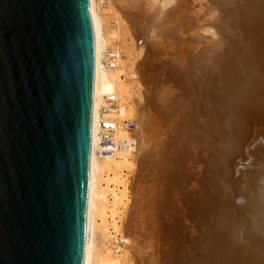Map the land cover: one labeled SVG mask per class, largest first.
Returning a JSON list of instances; mask_svg holds the SVG:
<instances>
[{
	"label": "bare ground",
	"instance_id": "obj_1",
	"mask_svg": "<svg viewBox=\"0 0 264 264\" xmlns=\"http://www.w3.org/2000/svg\"><path fill=\"white\" fill-rule=\"evenodd\" d=\"M142 1L89 0L96 35V70L92 98L91 177L83 264H143L144 260L152 264L154 259L151 255L153 247L149 245V236L147 241L143 237L144 232L141 235L142 214L138 212L139 209H134L136 196H132L133 189L138 184V170L135 173V169L142 159V150L146 149L147 143L150 142L148 137L152 127V117L147 114L149 112H145L150 107L145 110L136 100H133L134 104L131 101L132 94L142 99V91L146 89L144 86L147 84L143 83L146 78H141L143 82L139 80L144 74L139 69L146 59L135 33L140 22L138 20L142 19L139 17L142 14L139 9ZM195 1H198L200 8V4L203 6L206 0ZM153 2L157 9L155 14L153 9L152 21L149 17L153 24L152 29L145 27L147 31L152 30L153 33L149 31L150 36L156 37V40L161 39L159 43L165 44L167 36H172L176 30V5L173 6V0ZM194 2L193 5L196 3ZM206 2L210 5L206 6ZM206 2V11L208 6H213L219 9L217 11L220 14L212 7V13L209 10L210 16L207 15L208 12H204V8V11L200 9L205 14H202L203 19L196 12L188 18L187 14L191 13L186 12L189 19L187 22L198 24L202 28L212 26L219 35L215 36L217 41L226 40V44L230 43L229 47L237 53L236 57L234 55L232 61L229 58L231 62L228 61L230 63L224 66V62L229 60L227 57L231 55L225 54L226 48L223 51L221 49L222 54L227 55L224 58L226 60L221 61L223 56L220 51L216 55L222 56L220 61L223 64L215 58L219 65L212 67L210 64L202 67L204 70L197 67L202 76L198 85L203 84L200 87L205 91L204 103L207 104L208 111H211V115H208L212 116L211 123L214 125L212 128L217 144L212 142V139L210 144H204L209 150V155H205L201 160L204 169L199 174L200 192L194 201L191 200L193 219L200 229L201 242L197 249L195 248L196 256L191 254L192 261L188 259L189 262L186 263L264 264V156L261 157L264 153V0ZM151 6H154L153 3ZM139 10L141 14L138 13ZM149 10L152 11L150 8ZM213 13H218V17ZM146 17L144 19L143 16V19L147 24ZM231 25L237 31L230 39L229 35H225V30ZM138 27L140 28L139 25ZM194 30L192 31L196 33ZM146 34L149 35L148 32ZM151 37H148V40ZM146 39L145 46L148 43ZM196 39L198 40L197 37ZM170 41L169 39L168 43ZM218 44L220 45V41ZM124 56L128 57L129 63L128 60L127 64L125 63ZM143 69L145 68L142 67ZM134 71L140 75L139 79L137 73L133 74ZM144 72L146 73V69ZM109 122H113L115 130L113 140H122L125 147L114 148L111 155H104L99 132L107 129ZM125 122L131 123L133 128L127 130ZM145 149L143 151H146ZM166 168L163 167L165 171ZM229 172L233 180L239 176L238 180L242 182L232 191L224 188L223 184ZM137 188L140 190L138 185L135 190ZM139 205L137 204L138 208ZM169 234L170 232L165 233L168 238L171 235Z\"/></svg>",
	"mask_w": 264,
	"mask_h": 264
},
{
	"label": "water",
	"instance_id": "obj_2",
	"mask_svg": "<svg viewBox=\"0 0 264 264\" xmlns=\"http://www.w3.org/2000/svg\"><path fill=\"white\" fill-rule=\"evenodd\" d=\"M95 70L89 0H0V264H83Z\"/></svg>",
	"mask_w": 264,
	"mask_h": 264
},
{
	"label": "rangeland",
	"instance_id": "obj_3",
	"mask_svg": "<svg viewBox=\"0 0 264 264\" xmlns=\"http://www.w3.org/2000/svg\"><path fill=\"white\" fill-rule=\"evenodd\" d=\"M153 1L143 0V3L140 2L141 5L139 9H141V13L143 15L139 13V10L138 13L141 14V16L139 15V17H141L142 19L138 20L140 21L138 22L140 28L137 25L135 32L137 34L138 43L140 42V46L143 47L142 52L143 54L145 53L143 56L146 60H143V66H141V68L139 69L144 73V78L140 77L138 72L134 71L133 74H138L137 77L138 79L140 77L139 80H141V78L142 80L146 78V81H141L147 84L144 86L146 89H143L142 91L144 95L141 100L144 101L142 102L140 99H138L139 97H136L135 94L131 95V101L136 100V103H140L139 105H141L142 108L144 107L145 110L147 109V107H150L148 108V111L145 112H149L147 114L151 115L150 117H152V127L150 129L151 131L148 137V141L150 142L147 143V148H144L146 151H143L144 149L142 150V159L135 169V173L136 170H138V172L136 173L138 178L137 185L138 187H140V190H138V188L135 190L137 185L133 189L132 196L133 198H135L134 196H136V198L134 199L136 202L134 201L135 204L133 202V206L135 210L139 209L138 212L142 214L141 216L143 220V231H140L141 235H143L144 232V239H146L147 241L148 239L151 240L149 245L153 247L152 250L154 251L153 252L151 250V255H153L152 257L154 258L152 264H187L186 261H192L191 254H196L195 252L197 246L201 242L199 237L200 229L197 226L196 221L193 219L194 210L192 208L193 202H191V200L193 199L194 201L200 192V190L198 189L199 174L204 169L203 161L201 160L205 155L209 153V150L205 148L206 142L210 144V139H212V142H215L217 144L216 138L214 137L216 136V134L213 133L214 125L212 124V116H210L211 111H208L207 104L204 103L206 102V99L205 91L201 88L203 84H200L201 87L198 85V83L200 82L198 80L202 77L199 71L201 69L204 70L202 67L209 66L210 64L212 67H215L220 63L223 64L221 61L226 60L224 59L227 56H225V54H228V56L231 55L227 58H231L232 61L234 59L233 56L235 55L236 57L237 51L232 50L229 47L230 43L226 44L225 39V42L218 39V41H220L219 45L217 41V37L219 35L216 32L217 30L215 31V28L213 29L212 26L208 25L210 26V28L208 26L202 28L198 24L195 25L187 22L189 21L188 18L191 17L192 13H199V17H201L202 14L205 15L204 12H208L207 15H209V10L212 13V9L214 8L213 6H211L212 9H210L211 7L209 8L208 6V10H205V7L207 6L206 4H209V2H206L207 0H203L204 2H206V6L203 2V6L201 3L200 8L198 1L195 0H173V6L176 5L175 9L178 11H176L175 16L176 30L173 29L175 32L173 31L174 34L172 33V36H167L168 39L165 44L159 43L161 42V39H157V41L156 37L152 35V37L150 36V34L153 33L152 30H149L151 33L146 30V27L147 29H152L153 24L152 22H150V20L152 21L153 19V9V14H155V11L157 9ZM151 2L154 6H151ZM192 2H194L196 6L193 5ZM179 3L181 5H179ZM182 4H185V6L188 8L182 6ZM177 6H179V8H177ZM192 6L195 9H193ZM141 7L144 9L142 10ZM148 7L152 11H150ZM203 8L205 11L203 10ZM145 9L147 10L144 12ZM178 9L180 10V12ZM183 9H185V11ZM190 9H192L193 11ZM200 9L204 12H201ZM148 10L151 14H149ZM214 10L216 12L219 9L214 8ZM186 12H190L191 14H187ZM218 13H216V15L215 13H213V15L217 16ZM143 16L144 19L147 16L146 18L148 20L146 19V22L149 26H147V24L145 23ZM149 17H151L150 20ZM201 18L203 19L204 17L202 16ZM205 18L209 17L205 16ZM142 22H144V24H142ZM181 24L183 28H181ZM188 24L190 27H192L190 28ZM203 24L204 23H202L201 25L203 26ZM232 26L233 25H231L230 28L228 26V29L226 28L225 30V35H229L228 37H230V39L231 36H233L232 34L237 31L235 30V27L233 28ZM177 28H179L180 30ZM231 28L234 30H231ZM144 29L146 30V32ZM192 30L196 31V33ZM228 30L231 32H229ZM181 31L182 33H180ZM198 31L200 33H198ZM147 32L149 34L148 36L146 34ZM144 34H146L145 38ZM192 35H194V37H191ZM215 36L217 37L215 38ZM148 37L151 38L148 40ZM196 37L198 38V40L196 39ZM157 38L159 37L157 36ZM145 39L146 41L148 40L147 45L149 46H145ZM169 39L171 40L170 43H168ZM215 41H217V43L214 45ZM224 48H226L225 51L227 53L222 54ZM219 51L221 52L223 57L221 55H216V53L219 54ZM216 56H218V58ZM221 57L223 58V60L221 59ZM215 58L219 61L221 59L219 64L218 62L216 63L217 60H215ZM123 59L127 64L128 57L124 56ZM139 60H141V58H139ZM226 61L227 62H224L223 64L224 66H226V63L228 65L231 62L230 59ZM142 67L146 69L147 75H145V69L142 70ZM148 82H150V84ZM146 86H148V88ZM198 86L200 88L199 91L197 90ZM166 91H168L169 93ZM163 106L165 107L163 108ZM209 113L210 115H208ZM262 153L263 152H261V154ZM263 156L264 153L261 157ZM163 167L166 168V171L163 169ZM231 176L232 174L229 172L228 177L226 176L224 178L223 184L224 188L227 187L232 191L236 189L238 183L241 184L242 182L238 180L239 176L236 177L235 180H233ZM134 191L137 192L135 193ZM138 200L140 201V203ZM187 203L190 205H188ZM137 204H140L139 208ZM134 222L136 223V221ZM166 227H168L169 229H166ZM165 230L167 231L165 232ZM167 232H170V238L165 235V233ZM147 236H149V238ZM151 238H153V240ZM145 264L149 263H146L145 261Z\"/></svg>",
	"mask_w": 264,
	"mask_h": 264
},
{
	"label": "built area",
	"instance_id": "obj_4",
	"mask_svg": "<svg viewBox=\"0 0 264 264\" xmlns=\"http://www.w3.org/2000/svg\"><path fill=\"white\" fill-rule=\"evenodd\" d=\"M110 126L107 129L101 130L99 132L100 138H101V147L102 152L104 155H111L113 153L114 148H121L124 146V143L122 140H113V134L115 132L113 127V122H109ZM105 124H103V127ZM125 126L127 130L133 128V125L129 122H125ZM125 147V146H124ZM106 149V150H103Z\"/></svg>",
	"mask_w": 264,
	"mask_h": 264
}]
</instances>
